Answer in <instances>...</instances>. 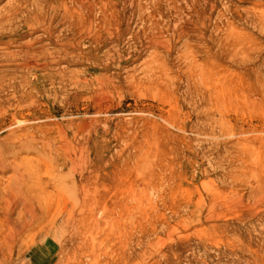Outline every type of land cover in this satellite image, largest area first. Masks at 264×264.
Instances as JSON below:
<instances>
[{"label": "rangeland", "instance_id": "1", "mask_svg": "<svg viewBox=\"0 0 264 264\" xmlns=\"http://www.w3.org/2000/svg\"><path fill=\"white\" fill-rule=\"evenodd\" d=\"M18 1L0 210L16 175L44 202L2 264H264V0Z\"/></svg>", "mask_w": 264, "mask_h": 264}, {"label": "bare ground", "instance_id": "2", "mask_svg": "<svg viewBox=\"0 0 264 264\" xmlns=\"http://www.w3.org/2000/svg\"><path fill=\"white\" fill-rule=\"evenodd\" d=\"M41 1V0H40ZM75 3H74V7H78L77 9H81L84 4H85V0H74ZM21 3L22 1L19 0L17 4H15V7H13L9 12L11 13L13 11V13H17L16 9H18V7L21 8ZM39 2V0H33V2L31 3L32 6H34L33 9H37L39 8L38 6L41 5ZM46 3V2H45ZM49 3V2H48ZM47 3V4H48ZM44 5V4H43ZM44 8V7H43ZM41 8V10L43 9ZM39 11V10H38ZM85 11V10H84ZM73 12L76 13V10L73 9ZM4 15V14H3ZM2 19V18H0ZM15 21H16V17L13 18ZM13 19H10V20H7L9 21L10 24L13 23ZM21 20V18H20ZM5 23L3 24H0V27L4 26ZM6 26V25H5ZM4 28V27H3ZM62 46V45H61ZM61 49V48H60ZM62 50V49H61ZM60 53V52H59ZM62 53V51H61ZM39 69V68H38ZM35 141V140H34ZM3 149V148H2ZM17 149V148H16ZM21 149V148H20ZM24 151V150H23ZM42 152V151H41ZM10 158V157H9ZM2 161L0 160V163ZM78 163V162H77ZM2 164V163H1ZM8 164V163H7ZM3 168L1 166L0 170L3 171ZM14 168V167H13ZM12 168V170H13ZM7 169V168H6ZM35 169V168H34ZM5 170V169H4ZM29 170V169H28ZM36 170V169H35ZM15 171V169H14ZM34 172V171H33ZM15 173V172H14ZM13 174V173H12ZM26 174V173H24ZM36 174V173H34ZM37 175V174H36ZM33 178V175L31 176ZM35 177V176H34ZM25 179V178H24ZM28 179V178H27ZM30 179V178H29ZM51 179V178H50ZM32 181V179H31ZM55 181V180H54ZM10 182V180H9ZM34 182V181H33ZM86 182V181H85ZM35 183V182H34ZM54 183V182H52ZM56 183V182H55ZM9 184H12L10 186V188H8L10 190V195L9 197L11 196V200L14 202L12 207H10L9 209V214H15L17 216V218L21 217L20 215L22 213L26 214L27 215V219L24 217V220L23 223H21L20 225L17 224L15 221H10V219L8 218L7 214L4 213L3 211L1 212L0 210V264H2V260L4 257H6V252H9V243L7 240H5V235L4 233H6L8 230H13L14 233H16L17 235H20V233H25V229L27 230V233L30 232V234L28 236H30L31 239H35L36 238V230L40 228V223L41 222V219H42V210L40 211V206L41 204L44 202H41L42 198H41V192L43 191L40 187L36 190H32L31 193H27L26 190L24 189L23 187V179L20 175H16L15 177L12 176V179H11V183ZM33 185H36V184H33ZM31 185V186H33ZM38 186V185H36ZM56 186V184H55ZM60 186V185H59ZM33 188V187H32ZM59 188V187H58ZM62 188V187H61ZM77 188V187H76ZM30 189V188H29ZM63 189V188H62ZM66 191V190H64ZM67 192V191H66ZM4 193V190H0V194H3ZM7 195V194H6ZM17 196V197H15ZM65 196V195H64ZM6 198V197H5ZM8 198V197H7ZM16 198V199H15ZM44 199V198H43ZM47 199V198H46ZM2 200V199H0ZM48 200V199H47ZM4 201V200H3ZM48 202V201H47ZM49 204V203H48ZM44 205V204H43ZM42 205V206H43ZM20 208V210L18 211H15L16 208ZM44 207V206H43ZM42 207V208H43ZM7 208V207H6ZM6 210V209H5ZM84 210V209H83ZM8 211V210H7ZM69 212V211H68ZM6 214V215H5ZM45 214V213H44ZM61 214V213H60ZM59 214V215H60ZM78 215V214H77ZM25 216V215H24ZM44 216V215H43ZM18 220V219H16ZM52 219L49 218V222H51ZM68 220V219H67ZM83 220V219H82ZM76 223V222H75ZM81 223V222H80ZM79 223V224H80ZM54 228V227H53ZM11 231V233L13 232ZM32 231V232H31ZM26 234V233H25ZM23 236V234H22ZM4 239V240H3ZM18 241V240H17ZM33 241V240H31ZM27 242V241H26ZM18 243V242H17ZM22 243V242H21ZM19 246V244L17 245ZM21 246V245H20ZM28 246V245H27ZM24 248V247H23ZM11 249V248H10ZM21 249V248H19ZM9 250V251H8ZM13 251V250H12ZM27 251V250H26ZM7 257H8V254H7ZM12 258V257H11ZM8 259V258H7ZM18 260V259H16ZM37 260V259H36ZM38 261V260H37ZM6 262L8 263V261L6 260ZM17 262V261H16ZM36 262V261H35ZM4 263V262H3ZM34 263V262H33ZM39 263V262H38ZM10 264V263H9ZM15 264V263H14ZM27 264V263H26ZM35 264V263H34Z\"/></svg>", "mask_w": 264, "mask_h": 264}]
</instances>
